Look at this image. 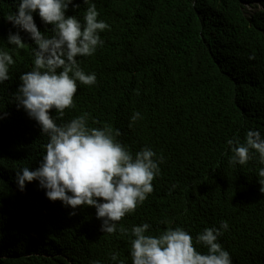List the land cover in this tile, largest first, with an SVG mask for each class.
Masks as SVG:
<instances>
[{
    "label": "trees",
    "instance_id": "1",
    "mask_svg": "<svg viewBox=\"0 0 264 264\" xmlns=\"http://www.w3.org/2000/svg\"><path fill=\"white\" fill-rule=\"evenodd\" d=\"M18 0H0V49L15 61L0 84V264H132L133 225L149 223L158 236L182 227L195 237L226 220L218 238L232 264H264V192L258 182L264 167L258 153L244 165L229 163L228 139L243 143L248 130L264 135V0H73L66 15L83 22L95 4L110 28L100 32L102 46L78 56L97 82L77 81L73 102L59 116L63 124L84 113L88 126L108 125L135 154L147 146L158 156L161 174L153 192L102 232L94 206H77L75 215L60 200H50L38 181L21 191L16 172L35 169L48 136L13 94L21 73L33 66L30 35L6 18ZM38 29L53 35L52 25L33 13ZM20 31L23 47L9 44ZM59 71V69L57 70ZM134 112L141 118L131 120ZM7 113V115H4ZM175 185V187H173ZM127 229L126 232L120 229Z\"/></svg>",
    "mask_w": 264,
    "mask_h": 264
},
{
    "label": "clouds",
    "instance_id": "2",
    "mask_svg": "<svg viewBox=\"0 0 264 264\" xmlns=\"http://www.w3.org/2000/svg\"><path fill=\"white\" fill-rule=\"evenodd\" d=\"M69 5L79 7L73 0H18L15 13L6 17L14 27L26 31L36 45L32 49V69L21 73L22 83L13 99L17 108L22 107L49 138L39 166L21 168L16 172V182L22 191L26 182L38 181L47 198L58 199L72 209L69 215H75L77 206H94L101 231L113 233L117 222L134 212L153 192L152 181L161 174L159 165L164 158L147 146L133 154L116 139L119 130L114 134L108 125L89 127L87 113L63 124L56 123L50 114L49 110L55 109L63 116L66 108L75 107L77 81L96 84V74H86L77 57L92 55L104 43L100 32L110 28L107 22L97 19L95 4H89L83 22L75 15H66ZM33 13L52 25L53 35L38 29ZM7 40L17 48L24 45L20 31L10 32ZM14 63L13 56L0 49V84L10 78L9 68ZM138 118L141 114L134 112L131 120ZM227 144L232 153L229 163L244 165L258 153L259 163L264 165V135L259 130H248L243 143L235 138L228 139ZM259 177L260 191L264 192V167L259 169ZM149 228L147 222L131 228L132 264H232L229 252L218 240L229 228L226 220L219 227H206L197 234L196 244L207 248L203 254L182 227L169 228L158 236L146 234ZM111 260L124 264L116 253H112Z\"/></svg>",
    "mask_w": 264,
    "mask_h": 264
}]
</instances>
